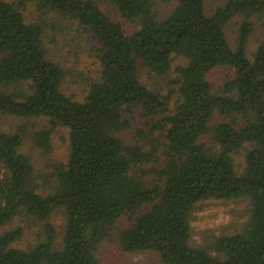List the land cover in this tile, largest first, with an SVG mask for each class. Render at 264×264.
<instances>
[{
	"label": "trees",
	"instance_id": "obj_1",
	"mask_svg": "<svg viewBox=\"0 0 264 264\" xmlns=\"http://www.w3.org/2000/svg\"><path fill=\"white\" fill-rule=\"evenodd\" d=\"M107 1L137 26L132 33L100 0H38L97 44L101 69L79 100L63 90L65 71L48 55L45 27L25 20L26 1L0 0V114L46 116L70 129L56 190L43 195L20 151L26 132L0 122V227L24 212L40 221L44 236L22 248L15 245L22 226L3 231L0 264H100L99 244L115 232L124 250L150 249L168 264H264V36L250 52L251 18L263 17L264 0H225L211 13L206 0H164L177 2L165 16L156 0ZM238 16L233 47L227 25ZM175 58L184 60L175 67V97L143 81V69L163 76ZM217 66L234 75L215 88L208 74ZM134 108L158 136L125 137ZM216 111L225 120L213 124ZM51 134L38 130L33 143L50 150ZM242 150L244 163H237ZM230 198L250 201L244 227L208 246L193 244L196 204ZM59 209L61 240L50 219ZM124 215L127 224L118 228Z\"/></svg>",
	"mask_w": 264,
	"mask_h": 264
},
{
	"label": "rangeland",
	"instance_id": "obj_2",
	"mask_svg": "<svg viewBox=\"0 0 264 264\" xmlns=\"http://www.w3.org/2000/svg\"><path fill=\"white\" fill-rule=\"evenodd\" d=\"M12 1V0H11ZM19 1V0H15ZM23 14L28 23H40L45 27V41L48 47V55L64 68L63 90L75 99L82 100L88 93L91 80L99 75L101 66L96 55V43L92 35L85 31L78 22L63 16L58 12L41 9L38 0H25ZM103 8L112 18L120 21L127 33H132L137 26L129 19L124 18L107 0H100ZM225 0H206V8L209 13ZM161 11V16L167 15L173 10L176 1L166 2L156 0ZM243 16L233 18L227 25V34L230 43L234 47L238 35L239 26ZM257 24L254 34L250 39V52L256 48L264 36L263 17L251 18ZM181 58H175L173 68L165 75L160 76L148 70H142L143 81L149 86L162 91L164 94L177 95L173 79L177 78L175 67L183 63ZM234 75L233 68L229 66H217L209 74L208 78L215 88L221 86L227 79ZM132 121V126L124 133L131 141H142L140 133L148 138L158 136L160 129L152 127L153 121L146 117L139 108H134L127 114ZM225 120L219 111H216L212 123ZM242 121V118L240 119ZM0 122L3 129L17 131L23 129V142L20 151L26 154L34 165V182L37 190L43 195H48L56 190L57 180L55 172L57 167L67 161L70 143V129L58 124L52 125L50 118L46 116L18 117L0 114ZM51 128L52 148L45 150L33 143L32 135L41 129ZM155 130V131H154ZM154 131V134L152 133ZM153 134V135H152ZM210 146L214 142L210 135L205 137ZM245 150L235 156L237 163H244ZM56 210L50 219L58 230V239L61 240L64 230V216ZM251 214V204L246 198L207 199L196 204L192 219V243L195 245H210L216 237L223 234H233L241 230ZM118 223L127 224L124 215ZM16 226H22L24 234L15 243L16 246L26 248L34 245L43 236V227L33 215L22 213L9 225L0 227V233ZM123 228V227H122ZM118 232L99 244L97 255L100 264H168L164 263L153 250L126 251L121 247L117 237ZM60 245V244H58ZM215 252L213 249L211 250Z\"/></svg>",
	"mask_w": 264,
	"mask_h": 264
}]
</instances>
